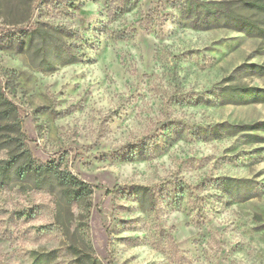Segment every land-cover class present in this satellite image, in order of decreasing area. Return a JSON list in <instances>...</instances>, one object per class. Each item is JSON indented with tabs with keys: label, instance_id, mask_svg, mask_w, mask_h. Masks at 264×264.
Listing matches in <instances>:
<instances>
[{
	"label": "rangeland",
	"instance_id": "rangeland-1",
	"mask_svg": "<svg viewBox=\"0 0 264 264\" xmlns=\"http://www.w3.org/2000/svg\"><path fill=\"white\" fill-rule=\"evenodd\" d=\"M0 264H264V0H0Z\"/></svg>",
	"mask_w": 264,
	"mask_h": 264
},
{
	"label": "trees",
	"instance_id": "trees-1",
	"mask_svg": "<svg viewBox=\"0 0 264 264\" xmlns=\"http://www.w3.org/2000/svg\"><path fill=\"white\" fill-rule=\"evenodd\" d=\"M208 14L211 21L223 20L226 23L235 22L240 24V28L246 30L249 34L252 33L250 24L240 15L235 14L233 10H229L220 7L216 9L214 16L212 17L211 11L208 10ZM7 105V104H6ZM14 107L7 106L6 113L12 114L13 117ZM9 117V116H8ZM19 121L14 122L13 124H18ZM13 140V139H12ZM17 143V153L12 157L11 160L6 162V166L3 169V172L7 173L15 166L19 165L23 161L22 165L16 171L17 175L20 178L36 179L38 182L44 183L48 181L49 183L57 182L62 187H70L71 190L65 192L67 198L71 201L83 200L86 207L92 205V188L86 184L84 181L77 179L74 175L70 174L67 171L61 170L59 163H49L42 164L38 162L27 148L24 142L21 141V138L16 137L14 140ZM47 184V182H46ZM43 256H38V260L43 261ZM53 259V258H52ZM50 258H45L44 261H52Z\"/></svg>",
	"mask_w": 264,
	"mask_h": 264
}]
</instances>
